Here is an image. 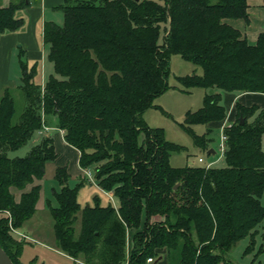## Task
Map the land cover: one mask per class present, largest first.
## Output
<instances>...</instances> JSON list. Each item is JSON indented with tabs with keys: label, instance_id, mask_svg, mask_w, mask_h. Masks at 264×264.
<instances>
[{
	"label": "trees",
	"instance_id": "obj_1",
	"mask_svg": "<svg viewBox=\"0 0 264 264\" xmlns=\"http://www.w3.org/2000/svg\"><path fill=\"white\" fill-rule=\"evenodd\" d=\"M248 1L65 0L58 6L63 23H44L55 72L37 83L36 66L21 60L26 106L17 121L9 89L0 99V244L15 264H24L28 238L14 230L36 212L42 186L34 181L57 157L53 137L39 134L52 124L116 201L103 205L95 195L93 205L82 207L81 183L69 185L66 167H58L60 188L45 205L61 252L84 264H235L227 252L264 229V107L235 104L224 128V166L172 165V153L184 146L142 114L169 88L172 54L202 68L178 76L186 89L219 90L206 92L182 124L202 150L209 151L212 127L199 134L193 125L219 128L228 114L222 92L264 93V31L250 43L228 21H248ZM2 2L0 36L22 25L16 10L26 5ZM36 132L42 137L25 156L8 155ZM11 187L22 190L19 200Z\"/></svg>",
	"mask_w": 264,
	"mask_h": 264
},
{
	"label": "rangeland",
	"instance_id": "obj_2",
	"mask_svg": "<svg viewBox=\"0 0 264 264\" xmlns=\"http://www.w3.org/2000/svg\"><path fill=\"white\" fill-rule=\"evenodd\" d=\"M159 1V0H158ZM63 12L59 11L57 16V22L63 23ZM33 50L40 49L43 51V57L41 54H38L36 51H33L32 56L30 52V57L28 56L29 50L26 49V53L22 56L18 55L19 48H15L13 54L10 56L9 61V71H8V82L2 83L0 79V99L6 89H9L11 95L13 96L16 104V114L14 116V121L19 119L22 111L26 106V98L23 90L20 87L22 83L21 77L23 75L21 60L27 64V67L32 65L36 66V73L34 76L35 82L43 83L42 79L48 78L51 73H54L53 62L48 57V46L45 44L43 38L40 40V46L37 48L35 44L31 46ZM2 63L0 62V66ZM201 73L202 68L193 64L192 62L182 58L179 54H172L170 58V74L168 76L169 88L159 96L154 99V107H150L144 111L142 114L143 120L152 127H161L164 130L165 136L168 140L174 141L184 146V149L181 151L173 152L170 157V162L174 166H184L187 163H193L194 165L205 166L210 158L213 157L211 153L207 150H202L198 146L193 137L188 131L182 126L185 119V114L187 110H195L200 108L203 105V99L206 92H215L219 91L217 88H204V87H192L186 89V87L179 81L178 76L185 75L189 73ZM227 102L226 97L222 96L221 103L225 104ZM253 118V117H252ZM227 120L234 119V115H229V112L226 116ZM233 121V120H232ZM228 123V124H229ZM208 126L204 123H197L193 125L195 131L199 134H203L207 131ZM48 129L47 126L43 127L41 131L43 136L46 134L44 131ZM220 126L219 128L214 126L208 134V137L211 139V146L216 150L215 157L220 156L219 160L215 162L214 166H224L225 160L221 156V150H219V141H220ZM54 132V130H53ZM36 132L27 143L20 146L17 149L9 150L8 155L10 157L15 156H25L31 147L40 140L41 137ZM57 132H54L56 137ZM60 149V148H59ZM61 150V149H60ZM65 151V150H64ZM57 157H60V163L68 165L66 170L69 171L67 182L69 185L74 186L78 183H81L78 190V201L81 206L93 205L94 196L98 195L100 203L103 205L109 204L110 202L115 203L113 197V191H108L107 193L103 191L102 188H97L95 182L90 181L88 177L86 179L80 178L76 173L79 172L78 163L73 162L74 152L65 151ZM202 156L204 161H199V157ZM64 164V165H65ZM81 170V169H80ZM82 171L85 175L86 172L82 168ZM72 173V175H71ZM47 174L50 175V170L48 168ZM45 181H43L42 186V197L39 210H36V214H33V217L29 219L23 227V229L29 233L31 236L37 237L38 240L26 239L24 242V264H84L82 261H75L74 258L63 254L58 250L55 233L53 227V217L45 205V198H52L53 188H60V184L53 176H48ZM82 179V180H81ZM39 179H35L34 183L38 184ZM31 185L29 184L25 190H29ZM11 190L15 193L16 199H20V194L22 190H19L15 187H11ZM109 195V196H108ZM38 203V202H37ZM54 204H57L54 199ZM37 208V205H36ZM80 216L81 212H78V219L75 221L74 226L76 230L80 229ZM31 226L36 227L35 230ZM259 232L252 238L251 235L245 236L236 242L235 245L227 252L226 256L235 264H253L256 262L264 261V229L261 226H258ZM18 234H22L18 230H14ZM26 236V234H24ZM53 246V247H52Z\"/></svg>",
	"mask_w": 264,
	"mask_h": 264
},
{
	"label": "crops",
	"instance_id": "obj_3",
	"mask_svg": "<svg viewBox=\"0 0 264 264\" xmlns=\"http://www.w3.org/2000/svg\"><path fill=\"white\" fill-rule=\"evenodd\" d=\"M10 1H19V0H3L2 3L3 5H7L9 4ZM25 1H26V5L16 10V16L23 18L22 25L16 30L7 31L0 36V62L2 63V65L0 66V79L3 84L8 82L10 56L13 54V51L15 48H19V52H18L19 56L24 55L26 53L25 48H27V50H29V54H28L29 57H30V52L32 56L33 51H36L38 54H41V56L43 57V54H42L43 51H40V49H37V50L32 49L33 50L32 51L29 48H32L31 47L32 44H35L37 48L40 46L41 38H43L44 40V23L47 21L57 22L56 20H57L59 11H62L58 6L64 3L65 0H25ZM248 3H249V6H248L249 20L248 21L243 18L229 19L228 21L234 27L238 28L242 32V34L246 36V38L248 39L250 43H254L259 33L264 31V2L263 0H249ZM63 17H64V14H63ZM42 80L44 81L45 79H42ZM222 96L226 97L227 102L224 105L227 107L229 115H232V114L235 115V104L237 102L243 105H246V106H251L253 104H256L260 107H264V93L262 92H240L238 93V92L224 91L222 92ZM218 124L219 123H216V122H210L207 125L213 127V126H217ZM47 127L48 129L44 131V133L46 135H50L53 137L55 148L57 151V156H59L61 152H63L64 150L65 151L71 150L72 152H74L75 155H72L73 162L78 163V167H79V172H77L76 175L77 176L79 175L80 178L86 179L87 177L82 171V167L79 165L80 151L65 140L64 132L62 129L55 127L53 124L50 126L48 125ZM53 130L54 132H57L56 137L54 136ZM39 132L43 133L42 131H39ZM210 146L211 144H209L208 152L211 153L213 157L210 158L207 163L213 162L215 160L217 161L219 160V156L217 157L214 156L216 154V150ZM262 146L264 149V135H263V140H262ZM65 161L66 159L64 160L63 163H60V157H56L54 160L46 162L45 175L43 176L42 179H39L40 180L39 183L41 184V186H43V183H44L43 181L47 179L48 168L50 170V175L48 176H53L55 178L56 170L58 167L60 166L68 167V165L65 164ZM214 164L215 163H213L212 165L214 166ZM67 172L69 173L68 170ZM98 187L99 186L97 185V188ZM42 189L43 188L41 187L40 197L37 203V210H39L40 203H42L41 202V197L43 194ZM103 191L105 192V190ZM43 206H45V203H43L42 207ZM26 222L24 223L22 227L18 229V231L22 232L23 235L26 234L27 238L29 239L38 240L37 237L31 236L29 233H27L23 229V227H25L26 224L27 226H29V224ZM31 228H33V230L36 229V227L34 226H31ZM23 256H24V252L22 254V258Z\"/></svg>",
	"mask_w": 264,
	"mask_h": 264
},
{
	"label": "built area",
	"instance_id": "obj_4",
	"mask_svg": "<svg viewBox=\"0 0 264 264\" xmlns=\"http://www.w3.org/2000/svg\"><path fill=\"white\" fill-rule=\"evenodd\" d=\"M229 120H227L226 118L224 119V121L222 122V124L220 125V141H219V150H221V156H223L225 149H226V140H227V134L224 130V128L228 125ZM220 158V156H219ZM199 161H203L202 157H199ZM217 160L207 163L206 166H211L213 163H215ZM84 171L86 172V176L88 177L89 180L95 182L94 178H93V174L92 171L90 169H84ZM96 183V182H95ZM106 193L108 191H105ZM111 199L113 200L114 198L112 196H110ZM113 202V201H112ZM114 203V202H113ZM115 204V203H114ZM153 259L150 257L148 258V261H152Z\"/></svg>",
	"mask_w": 264,
	"mask_h": 264
},
{
	"label": "water",
	"instance_id": "obj_5",
	"mask_svg": "<svg viewBox=\"0 0 264 264\" xmlns=\"http://www.w3.org/2000/svg\"><path fill=\"white\" fill-rule=\"evenodd\" d=\"M240 118H241V122H243V117L241 116ZM0 264H15L1 244H0Z\"/></svg>",
	"mask_w": 264,
	"mask_h": 264
},
{
	"label": "bare ground",
	"instance_id": "obj_6",
	"mask_svg": "<svg viewBox=\"0 0 264 264\" xmlns=\"http://www.w3.org/2000/svg\"><path fill=\"white\" fill-rule=\"evenodd\" d=\"M114 198V197H113ZM115 205H116V201H115Z\"/></svg>",
	"mask_w": 264,
	"mask_h": 264
}]
</instances>
